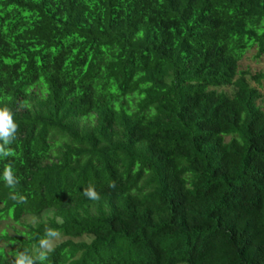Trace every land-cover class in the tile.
Segmentation results:
<instances>
[{
  "label": "trees",
  "instance_id": "16d2710c",
  "mask_svg": "<svg viewBox=\"0 0 264 264\" xmlns=\"http://www.w3.org/2000/svg\"><path fill=\"white\" fill-rule=\"evenodd\" d=\"M253 51L264 0H0V108L18 125L0 264L46 228L65 240L44 264H264Z\"/></svg>",
  "mask_w": 264,
  "mask_h": 264
},
{
  "label": "clouds",
  "instance_id": "9594fccd",
  "mask_svg": "<svg viewBox=\"0 0 264 264\" xmlns=\"http://www.w3.org/2000/svg\"><path fill=\"white\" fill-rule=\"evenodd\" d=\"M18 130V125L14 120L12 111L7 108H0V157H8L12 156L13 150L8 145L12 144L16 139V133ZM3 180L6 182V186L14 189L16 184L19 183V180L15 176L13 172V167L11 163L5 164L4 172H3ZM110 188H115V181H113L110 185ZM83 195L94 201H98L100 199L99 193L96 191L95 186L89 184L88 187L83 189ZM10 199L16 201L17 203H25L26 197L23 195H19L17 193H10ZM60 233L56 229L46 228L45 236L40 240V247L37 250L35 255H28L27 250L21 252L17 250L12 264H36L38 261L39 264H44V262L48 259V253L53 250V242L59 239Z\"/></svg>",
  "mask_w": 264,
  "mask_h": 264
},
{
  "label": "rangeland",
  "instance_id": "374dc122",
  "mask_svg": "<svg viewBox=\"0 0 264 264\" xmlns=\"http://www.w3.org/2000/svg\"><path fill=\"white\" fill-rule=\"evenodd\" d=\"M255 52H249L246 57L244 58V60L241 63V67L243 69H249L251 72L253 73H257L260 71H264V58L262 59H256L255 57ZM252 84H254L252 82ZM263 95H264V82H263V87L261 89ZM263 105H264V101H263ZM24 221H28V222H35L36 219H34L33 217H27L26 219H23ZM9 223L11 224V222L9 221ZM8 222L7 221H1L0 220V234L3 232L4 229H6ZM18 229H21L20 226H16ZM9 234L10 235H14L13 231L9 230ZM65 240V238H62L61 236L59 237V239L55 240L53 242V247H55L57 244L63 242ZM5 241L4 239L0 240V246L4 245Z\"/></svg>",
  "mask_w": 264,
  "mask_h": 264
}]
</instances>
